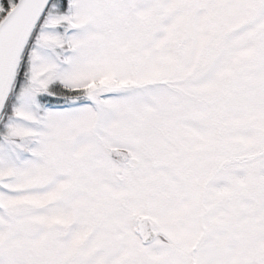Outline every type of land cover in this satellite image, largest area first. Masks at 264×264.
I'll list each match as a JSON object with an SVG mask.
<instances>
[{
    "label": "snow or ice",
    "instance_id": "6c2138e0",
    "mask_svg": "<svg viewBox=\"0 0 264 264\" xmlns=\"http://www.w3.org/2000/svg\"><path fill=\"white\" fill-rule=\"evenodd\" d=\"M0 264H264V0H0Z\"/></svg>",
    "mask_w": 264,
    "mask_h": 264
}]
</instances>
